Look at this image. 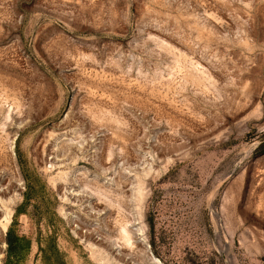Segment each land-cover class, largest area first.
<instances>
[{
  "label": "rangeland",
  "instance_id": "rangeland-1",
  "mask_svg": "<svg viewBox=\"0 0 264 264\" xmlns=\"http://www.w3.org/2000/svg\"><path fill=\"white\" fill-rule=\"evenodd\" d=\"M157 262L264 264V0H0V264Z\"/></svg>",
  "mask_w": 264,
  "mask_h": 264
},
{
  "label": "bare ground",
  "instance_id": "bare-ground-1",
  "mask_svg": "<svg viewBox=\"0 0 264 264\" xmlns=\"http://www.w3.org/2000/svg\"><path fill=\"white\" fill-rule=\"evenodd\" d=\"M121 235H122V240L125 241L126 243L129 244L130 242V234H129V230L127 229V227H122L121 228ZM158 264H161L160 262H157Z\"/></svg>",
  "mask_w": 264,
  "mask_h": 264
},
{
  "label": "trees",
  "instance_id": "trees-1",
  "mask_svg": "<svg viewBox=\"0 0 264 264\" xmlns=\"http://www.w3.org/2000/svg\"><path fill=\"white\" fill-rule=\"evenodd\" d=\"M8 235H9V233H8ZM7 245H8L9 250L11 251V250H12L11 247H12L13 245L11 244V242H10L9 240L7 241Z\"/></svg>",
  "mask_w": 264,
  "mask_h": 264
}]
</instances>
